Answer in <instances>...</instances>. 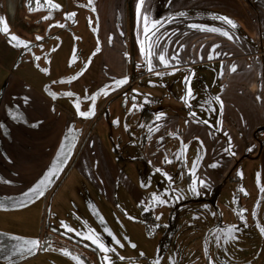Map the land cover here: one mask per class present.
Wrapping results in <instances>:
<instances>
[{"label":"crops","instance_id":"1","mask_svg":"<svg viewBox=\"0 0 264 264\" xmlns=\"http://www.w3.org/2000/svg\"><path fill=\"white\" fill-rule=\"evenodd\" d=\"M251 1L132 0L129 14L127 0H0V264H94L79 249L103 264L98 242L125 258L126 238H150L148 206L162 226L155 249L176 216L192 224L190 205L233 214L229 187L258 176L263 144L264 0ZM251 206L264 223V190Z\"/></svg>","mask_w":264,"mask_h":264},{"label":"rangeland","instance_id":"2","mask_svg":"<svg viewBox=\"0 0 264 264\" xmlns=\"http://www.w3.org/2000/svg\"><path fill=\"white\" fill-rule=\"evenodd\" d=\"M251 2L254 5L257 3L256 0ZM243 26L250 33L252 29L246 24ZM260 55L264 57V50ZM258 137L263 143L259 144L261 145V152L257 158L259 163H252L255 175L258 174V176L254 177L252 175L253 180L251 178L247 179L244 176L248 174L245 173L243 181L238 182L237 194L246 192L248 197L244 199L236 197L232 210L229 209L231 213L233 211L232 215L227 214L228 209L227 211L224 209L222 211L218 210L213 203H206L201 207L190 205L188 208H190V216L193 217L192 224H187L186 222L182 224L180 223L181 219L177 221L178 216H176L177 218H175L172 225L170 239L167 244H158L155 249L153 247L156 240L154 239L155 235L149 239H144L143 236L142 238L135 237L131 239L128 236L129 238L125 240V244H127L125 258L120 257L118 259L114 256V253L112 254V247L106 244L103 245L110 251L105 252L98 247L102 252L103 264H209L206 261L213 257L242 255L246 254V252L254 261L259 260L258 264H264V242L260 241L262 245H256L257 242L255 241L258 239L255 231L264 239V223L260 215V209L258 210L256 207L253 210L251 209V200L256 199L257 189L259 192L264 190V132L259 134ZM244 162L245 160L242 161L243 165L245 164ZM249 164L251 165L250 162ZM229 188L230 191L236 190L234 185ZM238 201L239 205H241L240 211L235 209V203H238ZM218 211L221 214L223 213L224 216L221 217ZM251 216L252 218H250ZM252 223L256 225L252 227ZM160 232H157V235H160ZM252 236H254L253 240H255L253 242L256 246L250 247L248 244L252 245L253 242L250 240ZM98 243L101 244L100 242ZM159 246H161V250ZM245 250L247 251L245 252ZM78 254L79 256H85L90 262L93 261L94 264H99L97 255L87 256L84 249H79Z\"/></svg>","mask_w":264,"mask_h":264},{"label":"trees","instance_id":"3","mask_svg":"<svg viewBox=\"0 0 264 264\" xmlns=\"http://www.w3.org/2000/svg\"><path fill=\"white\" fill-rule=\"evenodd\" d=\"M132 5V0H127V10L129 12V14H131V7ZM243 34V33H242ZM261 44H262V49L264 50V33L261 35ZM127 66L129 68V78L130 80H134L135 79V75H134V60H133V46H132V40L130 41V45H129V48H128V54H127ZM112 101V100H111ZM151 117H152V114L151 112L148 110V108H142L141 109V121L143 122V124L145 123H148L150 120H151ZM195 119V118H193ZM196 120V119H195ZM154 124V122L152 123H149L148 126H152ZM260 131H256L255 134H254V137L255 139L257 138V134L259 133ZM261 132H264V127L263 129L261 130ZM260 132V133H261ZM90 136V133L87 132L82 140V142L80 143V146L76 152V155L75 157L73 158V161L71 163V166L75 163L76 161V158L79 156L82 148L84 147L85 143L87 142L88 138ZM188 175H187V181H188ZM191 184L188 183V186L190 187V189H192V186H190ZM224 185H219L217 186L214 190H213V197L216 196V194L220 193L221 190L223 189ZM56 189V188H55ZM236 197L240 198L239 195L237 194L238 190L236 188ZM149 198H150V195H149ZM151 199V198H150ZM236 199V198H235ZM240 206L239 205V201L238 203H235V209H237L238 211H240ZM142 215H143V219H142V224L144 225V229H145V232L147 233L148 236L152 237L153 235H155L157 232L161 231L162 229V226L161 225H158L156 222H155V219H154V215H153V208H151V206H148L146 208H142ZM45 227L46 229L50 228V229H53V226H50L48 224V221L46 220V223H45ZM171 228H167L163 231L161 237L159 238V245H164V244H167L169 242V239H170V235H171ZM58 233H60V231L58 230L57 231ZM73 238V237H71ZM75 239V238H73ZM77 243L80 244L82 243L81 240H77ZM161 243V244H160ZM160 250H161V246H159ZM94 249V252H96V249ZM92 250V249H91ZM159 250V251H160ZM98 256V255H97ZM99 257V256H98ZM99 264H102L101 261H100V258H99Z\"/></svg>","mask_w":264,"mask_h":264},{"label":"snow or ice","instance_id":"4","mask_svg":"<svg viewBox=\"0 0 264 264\" xmlns=\"http://www.w3.org/2000/svg\"><path fill=\"white\" fill-rule=\"evenodd\" d=\"M48 2L51 3V0H48ZM53 6H54V7H59L58 5H53ZM138 11H139V9H138ZM45 19H47V17H45ZM222 19H224V21H225L226 23H228L229 25H231L232 27H235V24H233V22H232L231 20H228L227 18H222ZM152 27L154 28V27H155V24H153ZM150 30H151V29L148 28V27L145 25V27H144V34H145L146 37H147V34H148V32H149ZM213 30L215 31V29H213ZM0 31H4L5 33H7V32H8L7 25L4 24V26H3L2 28H0ZM153 35H154V33H153ZM223 35L228 36V33H227V32H224ZM37 39H41V38H40V37H37ZM148 39H151V37H148ZM229 39H231L230 36H229ZM11 40H13V41H17V40H18V37H16L15 35H13V36H11ZM26 46H27V45H25V47H26ZM142 52H143V48H142ZM149 54H151V53H150V48H149ZM159 59H160L161 62H163V63L166 64V61H165V57H164V56L161 55V56L159 57ZM151 70H152V68H151V66H149V71H151ZM233 70H234V69H233ZM186 79H187V78H186ZM126 82H127L126 80H123V81H118L117 83H118V84H123V83H126ZM69 95H71V94L69 93ZM188 95H191V89H190V88L188 89ZM81 115H87V114H86V113H81ZM157 119H160V117L157 116ZM157 171H160V170L157 169ZM168 178L171 179L170 177H168ZM34 191H35V190H34ZM193 191H195L194 188H193ZM153 199H154L155 201H158V202L161 203V204L166 203V201L160 200V198H159L158 196H155V195L153 196ZM87 238H88V239H91L93 243H97V240L94 239L92 236H89V237H87ZM29 243H31L32 248H37V247L40 246L39 241H31V242H29ZM117 243H118V242H117ZM98 247H99L102 251H105V252L110 251V249L106 248L102 243H101V244H98ZM133 247H135V245H133ZM32 248H30L29 251H31ZM112 251H114V250H112Z\"/></svg>","mask_w":264,"mask_h":264},{"label":"built area","instance_id":"5","mask_svg":"<svg viewBox=\"0 0 264 264\" xmlns=\"http://www.w3.org/2000/svg\"><path fill=\"white\" fill-rule=\"evenodd\" d=\"M4 40H5L4 36H2V35L0 34V44L3 43Z\"/></svg>","mask_w":264,"mask_h":264}]
</instances>
